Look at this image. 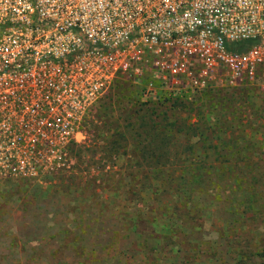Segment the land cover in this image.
Instances as JSON below:
<instances>
[{"label": "rangeland", "instance_id": "rangeland-1", "mask_svg": "<svg viewBox=\"0 0 264 264\" xmlns=\"http://www.w3.org/2000/svg\"><path fill=\"white\" fill-rule=\"evenodd\" d=\"M144 84L122 80L93 108L85 142L72 149L71 165L85 171L75 179L53 174L0 182V264H264V102L258 91L215 88L201 100L156 103L143 99ZM172 115L180 120L170 128L179 131L174 137L153 126ZM130 128L141 137L129 135ZM159 142L175 144L168 161L204 162L206 186L190 197L142 186L140 194L138 186L143 199L128 208L110 186L120 178L122 185L131 179L155 185L170 174L135 164L142 162L135 145L156 149ZM112 173L115 182L108 180ZM87 174L97 177L96 187L72 199V185L87 188ZM131 211L143 217L150 236L118 221Z\"/></svg>", "mask_w": 264, "mask_h": 264}, {"label": "built area", "instance_id": "built-area-1", "mask_svg": "<svg viewBox=\"0 0 264 264\" xmlns=\"http://www.w3.org/2000/svg\"><path fill=\"white\" fill-rule=\"evenodd\" d=\"M145 77L143 99L264 102V0H0V182L70 170L97 103Z\"/></svg>", "mask_w": 264, "mask_h": 264}, {"label": "trees", "instance_id": "trees-1", "mask_svg": "<svg viewBox=\"0 0 264 264\" xmlns=\"http://www.w3.org/2000/svg\"><path fill=\"white\" fill-rule=\"evenodd\" d=\"M144 80H145L144 82L146 83L149 80V78L145 77ZM120 81H122V80H120ZM120 81L118 80V81H116V83H118ZM114 85H113V87H114ZM225 88H229V87H225ZM242 88H253V87L243 86V87L234 88V89H242ZM206 91H204L198 99L201 100L203 97V94ZM198 99H196V100H198ZM152 101H156V103L157 102H161V103L172 102L173 103L175 101H185V99L158 98L157 100H152ZM179 121H180L179 118L172 115V116H168V117L160 120L159 122L154 123L153 126H156V128L158 127L162 131L163 130H165L166 132L171 131L170 132L171 136L174 137L176 134L179 133V131L177 132V131L172 130V129H174V127L180 123ZM86 122L89 124L92 122V119L89 121L87 120ZM206 123L207 122L204 121L201 123V125H205ZM183 124H185V122ZM191 126H192V129H194V124L190 125V127ZM171 127H172V129H170ZM207 129H208V127L206 128V130ZM131 133H134L136 136L141 137V133L138 132V128L133 129V131L130 128L129 129V135H131ZM172 137H170L168 135L165 136L166 140H169V138L171 139ZM113 144H114V140H112V145ZM159 144H160V146L157 147L156 149H154V148L149 149V147L143 146V148H141L140 150H138L139 144L135 145L134 146V148L136 149L135 151L139 154V157L142 158V162L139 160H136L135 164H137L138 166L147 165L150 167H154L155 169H167L171 172L170 174H167L166 177H164V179L154 180L155 185L154 184L153 185L146 184V182H143V181L139 182L137 179L136 180L131 179V180L125 181L122 185V183H121L122 181L120 178L119 184L114 183V185L112 184V186H110L111 194H115V192H119L120 196L124 197L126 204H129L128 208H130V206H132L134 202H137L138 200L140 201L141 199H143V197H141V195L138 194V186H140V189H139L140 194H141V191H144L145 189H152L154 191H162L164 194L165 193H168V194L172 193V194H177V195L188 194L187 195L188 197H190V195H192L193 192H200L206 186L205 178L203 175L204 170H206V166H205L204 162H202V161H200V162H195V161H168L167 160L168 157H166V155L172 153L170 150H172V148L175 144H173L172 146H169V148L166 147L167 144H163L162 142H159ZM188 146H189L188 148L192 149V154H193L194 153V145H192L191 143H188ZM76 148H79V146L70 148V151L72 154V161H74L73 158L75 159V155H76V154H73L72 149H76ZM104 148L105 149L108 148L110 151H112L116 147H114V146L111 147V145H109V146L106 145V147H104ZM174 156H175V152H174ZM128 166L131 168V167H133V164L128 163ZM175 167H178V168L175 169ZM83 171L84 170L78 169L75 165H71L70 170L59 171L58 173H56L54 175L55 176L57 175L60 178H65V180H67V179L72 180V179H75L77 177V173H79V172L81 173ZM177 171H179V174L176 175L175 173ZM88 174H90V173L88 172ZM88 174L86 176H88ZM113 175H115V173L114 174L112 173L109 175L107 174V176L110 177V179H108V180L115 182V180H112L114 177ZM93 177L94 176H88L87 188L86 187H80L78 185V183L72 185V188H73L72 199H75V197H81L83 194H85L87 192V190L90 187H96V184L93 183ZM96 178L97 177H94V180H96ZM17 181H19V180H17ZM121 186H123L122 189H121ZM141 186L145 189H143ZM214 186H215V182H214V184L212 182L211 188H213ZM67 187H68V181H67ZM90 196H92V195H90ZM190 203H191L190 198L186 197V204H190ZM197 205H198V203L195 204V206H197ZM126 215H127V217H126ZM119 220L122 221L124 225H126L128 228H130L132 231H134L137 235H141V236H147L148 235L145 232V228H146L147 223L143 221L142 216H138V211H131V213L126 212L122 215L121 219L118 218V221ZM148 236H150V235H148Z\"/></svg>", "mask_w": 264, "mask_h": 264}]
</instances>
